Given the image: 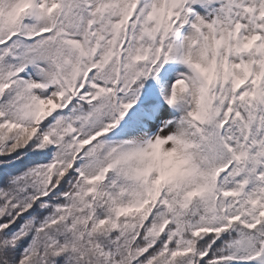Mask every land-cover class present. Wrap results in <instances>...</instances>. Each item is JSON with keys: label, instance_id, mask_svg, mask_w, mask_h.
I'll return each mask as SVG.
<instances>
[{"label": "snow or ice", "instance_id": "obj_1", "mask_svg": "<svg viewBox=\"0 0 264 264\" xmlns=\"http://www.w3.org/2000/svg\"><path fill=\"white\" fill-rule=\"evenodd\" d=\"M0 264H264V0H0Z\"/></svg>", "mask_w": 264, "mask_h": 264}]
</instances>
